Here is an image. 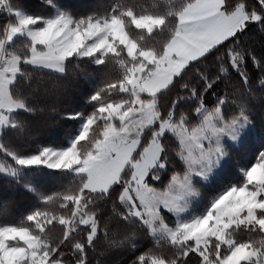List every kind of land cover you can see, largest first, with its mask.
Instances as JSON below:
<instances>
[{
  "label": "snow or ice",
  "instance_id": "6c2138e0",
  "mask_svg": "<svg viewBox=\"0 0 264 264\" xmlns=\"http://www.w3.org/2000/svg\"><path fill=\"white\" fill-rule=\"evenodd\" d=\"M0 264H264V0H0Z\"/></svg>",
  "mask_w": 264,
  "mask_h": 264
}]
</instances>
